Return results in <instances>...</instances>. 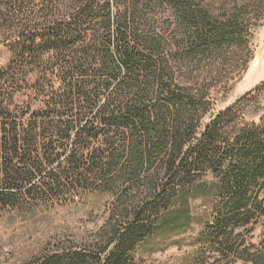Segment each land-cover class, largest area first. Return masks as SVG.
<instances>
[{
  "label": "trees",
  "instance_id": "trees-1",
  "mask_svg": "<svg viewBox=\"0 0 264 264\" xmlns=\"http://www.w3.org/2000/svg\"><path fill=\"white\" fill-rule=\"evenodd\" d=\"M252 6L0 0L11 52L0 63V213L109 197L87 238L60 237L24 264H146L195 224L188 264H264V238L251 240L264 217V117L245 113L264 83L215 110L224 71L211 69L237 51L250 60L263 25Z\"/></svg>",
  "mask_w": 264,
  "mask_h": 264
},
{
  "label": "rangeland",
  "instance_id": "rangeland-1",
  "mask_svg": "<svg viewBox=\"0 0 264 264\" xmlns=\"http://www.w3.org/2000/svg\"><path fill=\"white\" fill-rule=\"evenodd\" d=\"M225 1L205 0L206 3H213L216 11L223 7ZM248 1L254 5L251 7V16L263 25L255 29L251 37L249 49L246 51L251 58L247 64L239 60V51L236 55L213 59L211 69L224 71L223 80L213 90L215 110L228 107L264 83V19L259 17L264 12V1L261 3L257 0ZM10 57V49L0 46V63L6 65ZM18 98L21 101L24 99L21 95ZM245 113L247 120L261 121L264 117V89L259 97L246 107ZM207 180L212 178L208 177ZM201 202L200 199L193 202L199 212L206 209ZM108 205L109 197L99 193L84 198L79 195L67 202H55L53 206L41 207L35 213L26 214L16 211L0 213V264H24L39 253L47 243L57 241L60 237L87 238L91 231L96 230L103 223ZM200 228V225L195 224L187 233L174 238L179 244H173L165 250L147 256L146 264H188V257L193 251L190 246L191 238ZM263 238L264 217L251 234V240L255 243Z\"/></svg>",
  "mask_w": 264,
  "mask_h": 264
}]
</instances>
